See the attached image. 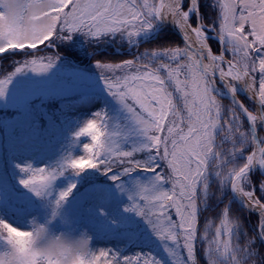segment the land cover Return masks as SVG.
<instances>
[{"label":"snow or ice","instance_id":"1","mask_svg":"<svg viewBox=\"0 0 264 264\" xmlns=\"http://www.w3.org/2000/svg\"><path fill=\"white\" fill-rule=\"evenodd\" d=\"M197 5L198 0H188L186 7L182 0H0V55L38 51V45L46 46L53 38L67 40L77 32L93 39L120 34L133 42L158 20L176 25L184 40L183 47L145 49L142 56L119 63L96 62L106 91L130 114L142 143L124 151L114 148L109 139L101 141L106 136L101 126L105 116L96 113L76 133L77 138H91V144L83 145L87 155L65 157L68 163L62 160L47 172L25 166L20 171L31 175L20 183L36 197L48 198L54 182L68 168L75 175L89 169H103L105 175L118 173L110 179L118 191L127 192L130 203L123 211L144 221L164 245L169 264H198L195 246L200 240L207 242L205 264H257L252 247L255 237L240 245L242 225L231 214L229 203L218 213L220 226L212 239H208V224L201 237L198 222L211 194L209 177L213 176L218 192L230 188L246 210L257 213V235L264 239V180L254 185L249 175L253 169L264 170V137L257 131L258 125H264V0H213L214 24L199 18L190 22V12L199 16ZM206 30L216 33L220 54L209 47ZM229 54L231 59L226 61ZM55 63V56L30 59L15 72L46 73ZM217 76L231 97L227 113L217 94ZM10 78L0 79V98ZM237 88L246 93L252 107L238 98ZM242 117L248 122L247 130ZM136 153H146L147 159H135ZM165 165L167 172L159 171ZM137 171L152 173V179L137 181L125 190L120 178ZM74 186L55 194L49 204L52 217ZM184 251L186 259L181 258ZM0 264L162 261L141 252L120 256L109 249L96 253L88 248L86 238L66 242L64 236L50 235L44 225L33 223L27 231L0 221Z\"/></svg>","mask_w":264,"mask_h":264},{"label":"rangeland","instance_id":"2","mask_svg":"<svg viewBox=\"0 0 264 264\" xmlns=\"http://www.w3.org/2000/svg\"><path fill=\"white\" fill-rule=\"evenodd\" d=\"M184 1L186 7L188 4V0ZM149 2L158 3V0H149ZM200 4L203 5L207 14L206 24H214V20L217 15V9L213 5V0H198L197 6H199ZM189 20L192 23L196 22L195 12H190ZM158 27L159 30L158 32H156V34L159 32H163L162 30L168 29L167 27L163 28L162 23H160L158 20L155 22L151 30L139 34L133 42H130L127 36H121L120 34L104 35L100 38L93 39L91 37H86L83 33L77 32L73 33L70 39H67V42H70L69 44L62 42L65 39L53 38L52 41H56L60 43V45H68L70 50L75 51L76 55L80 57L78 61L74 60V58L64 56L58 53L55 48V45H51L50 42L46 46L38 45V51L28 50L33 51L34 54L30 57H23L22 59L17 60L12 65H10L9 70H5L4 68L0 69V79H8L9 77H11L7 84L5 96L3 98H0V110L4 108H8L11 110L14 108L12 113L6 112L0 114V133L5 134L8 132L10 128L9 120L11 118L19 121L22 118L24 123H31L30 119L43 115L48 110L49 106H52L54 101H60V99L67 100L70 97H78V99L72 101L70 104L67 105L64 116L61 117L59 120V122L63 124V132H65V135H68L72 138L71 141L73 143V147H75L71 154V158H81L87 155L83 150V145L87 143L91 144V138L89 136H82L77 138L76 133L80 130L81 127L85 125L87 121L93 119L96 113H103L105 116L104 129L106 136L102 137L101 141L109 139L113 144L114 148H119L120 150L124 151L131 150L132 147L142 143L143 138L137 132L136 126L132 121L130 114L123 108V106L117 100L110 96L106 91L102 77L99 73V70H97L96 62H121L123 59H114V56H112L111 52H105L106 50L104 48V44H109L110 46H114V44H116V46H123L126 44L130 45L132 43H135V41L137 42L139 41V39L145 38L147 36L152 35L151 38H154V29ZM206 35L214 37L213 41L217 43V51H213V53L216 55L220 54L221 45L217 42L218 40L215 37L216 33L212 32L211 30H206ZM164 36L167 38V35ZM94 40H106L98 43H103V46H100L101 49L98 50H101L103 53H105L104 58L98 60L95 59L94 61H91L89 63H81V61L84 60L83 58L89 59L92 54L90 53V50H87V44L85 42L89 43V41L93 42ZM206 40L209 44V47L213 50V47H211L210 43L212 39ZM166 42L168 43V45L164 47H183V44H181L180 41L179 43H172V41L170 42V38H167ZM94 45L96 46L97 44ZM49 48L51 49L50 51L47 50ZM145 49L149 48L140 49L137 53H135V55L132 54L133 56L129 57L128 59L142 56ZM48 56H55L56 63L46 73L38 74L33 73L31 71H23L20 73L15 72V69L17 67L23 65L26 61L30 59H40L46 58ZM226 58L231 59V55H227ZM158 59H163V57H158ZM217 88L220 90L222 89V85L219 84L218 80ZM100 97L105 98V103L108 104L106 109L103 107ZM238 98L241 99L247 106L252 107L251 102L246 99L243 95L238 94ZM180 107H183L182 102L180 103ZM223 107L225 113H227L230 107L227 105ZM19 111H24L26 113V117L24 115H21ZM33 127L35 129L37 127V124H34ZM258 133L260 137H264L263 132L259 128ZM39 156L40 155H37V157L33 158V160L36 159V161L35 163L31 164L32 168H37L42 165V161L38 158ZM134 158L144 160L147 159V154L136 153ZM10 159L13 162L24 163L23 160L18 159L16 156H10ZM242 159V156L238 157V160ZM62 160L63 157H60L57 160V163L59 164ZM63 162L68 163L69 161L63 160ZM52 167H54V165H50L46 172L52 170ZM70 170V168L66 169L65 174L57 178V180L52 186V189L55 184L59 182L60 179H62L63 177H65L66 174H68ZM159 171L167 172L166 165L164 168H160ZM256 172L257 171L255 170L254 172L249 174L250 179L252 180V183L254 185L257 184H255L253 180V175ZM142 173L143 175L140 179L132 177V175H130L127 176V179L125 181L119 184L122 185L125 190H130L131 186L135 182L139 181L141 183H147L152 179V173ZM29 175H31V173ZM82 176L84 179H94L96 181H100L99 178H94L92 174L85 175L84 173L82 174ZM23 178H28V175H24L22 174V172H17L15 170H13V172H9V187L5 186L3 180L0 178V208H8L10 211L15 213L16 216L24 218L26 221V218H31L30 223H21L20 220H18L17 222L8 221L5 216L0 219L1 221L6 222L19 230L27 231L32 230L33 223L44 225L46 226L47 231L50 235L64 236L66 237V242L86 238L88 240V248L92 252L96 253H98L100 250L110 249L120 256H127L133 255L137 252H143L145 250L144 248H142L141 245H135L131 248H126V246L122 245H120V247H116V244L112 239L109 242H105L97 239L96 237L87 238L86 236L81 234L76 227V224L80 217V209L83 201V199L80 197L79 189H77L76 192L72 193V195H69L62 207L58 210L57 216L52 217L51 209L49 208L47 203V198H38L34 194L29 192L27 189H25L20 183V180ZM262 180L264 179L262 178ZM107 186L108 190L114 197H116L117 200H119V202H122L125 205H129L130 202L128 200L126 191H118L114 183L108 184ZM167 187H170V185H166V188ZM209 187V191L211 194L206 197L207 203L200 210L201 215L199 217L198 226L201 229L200 235L201 237H203L205 225H209L207 231L208 239L210 240L214 235L215 228L220 226V219L218 217V213L221 211L223 206L220 207L219 210L216 209L215 212H211L213 209L209 208L208 202H214V207L219 202H223L225 190L228 191L231 199H233V197L230 188L225 187L222 192H218V183H216L215 177L213 176L209 177ZM216 194H220L221 199H216ZM206 210L207 213L209 212V214L203 215L202 213ZM254 214L258 218L257 213L254 212ZM171 215L175 217L174 211L171 212ZM257 224L258 220L255 224H251L252 233L255 237L252 247L256 250L253 258L257 261V264H261L257 248L261 246V244L264 247V239H261L257 235ZM103 229L104 227L99 226L98 233ZM238 235V242L241 246L245 244L246 239L253 237L251 233H249L243 226L242 230L238 233ZM155 241L160 244L161 248H164L162 242L158 241L157 239ZM235 243L236 241L234 240L233 244ZM195 248H197L196 252H199L203 258L202 264H205L204 252L207 248V242L203 240L197 241ZM182 257L186 259V251L182 253Z\"/></svg>","mask_w":264,"mask_h":264},{"label":"trees","instance_id":"3","mask_svg":"<svg viewBox=\"0 0 264 264\" xmlns=\"http://www.w3.org/2000/svg\"><path fill=\"white\" fill-rule=\"evenodd\" d=\"M199 12L201 20H203L204 23H207V14L205 8L201 4L199 5ZM162 31L163 32L161 33H157L154 38L141 43L138 47H133L130 51L125 50L128 44L123 46H116V44H114V46H110L109 44H104V48L106 50L105 52H111L114 59L117 60L128 59L129 57L135 55V53H137L140 49H152L168 45L166 42L167 38H170V42L172 41V43H179V38L169 29ZM164 35H167V38ZM102 41L106 40H94L93 42L89 41V43L85 42L87 44V50H90V53L92 54L89 59L83 58L84 60H82L81 63H89L95 59L98 60L104 58L105 53L98 50L101 49L100 46H103V43L98 44ZM62 42L66 44L70 43L67 42V40H63ZM210 43L211 47H213V51H217V43L213 40ZM52 44L55 45L58 53L74 58V60L77 61L80 59V57L76 55L75 51L69 49L68 45H60V43L56 41H52ZM94 44L97 45L95 46ZM116 48H118L121 53L116 52ZM47 50L50 51V49ZM133 50L136 51L132 52ZM32 55V53L26 51H13L0 55V69L4 68L5 70H9L10 65L17 60H20L23 57H30ZM100 98L103 107L106 109L108 104L105 103V98ZM76 99H78V97H70L67 100L60 99V101H54L52 106L50 105L48 110L43 115L30 119L31 123H24L22 118L20 121L14 120L13 118L9 120L10 128L8 132L5 134L0 133V178L3 180L5 186H10L8 179L9 172H13V170L21 172V168L28 165L31 166V164L35 163L36 159L33 160V158L37 157V155H40L38 158L42 161V165L37 168H45V170H47L50 165L57 166V160L60 157H63V159L65 157H70L74 149L71 141L72 138L65 135V132H63V124L59 122V120L64 116L67 105ZM221 103L223 106L227 105L231 107L230 103L225 99H221ZM13 110L14 108L11 110L4 108L0 110V114L6 112L12 113ZM19 113L26 117V113L24 111H19ZM34 124H37L35 129L33 127ZM241 124L243 125V128L247 130L248 125L245 123L243 118H241ZM102 127L104 128V124ZM10 155H14L17 158L22 159L24 163L11 161L9 158ZM65 161L68 160L65 159ZM73 171L74 170L71 169L65 177L60 179L59 182L55 184L51 190L53 195L47 198L48 206L50 202L54 200L55 194L58 195L60 191L66 190L70 185H75L72 188L70 195L79 189L80 197L83 199L80 209V217L76 224L77 230L81 234L88 238L96 237L97 239L105 242H109L112 239L116 244V247H120V245H122L126 246V248H131L135 245H141L142 248L145 249L141 253L151 254L161 260L162 264H169V258L164 252V248H161L160 244L155 241L156 238L152 236L144 221L132 213H125L123 209L129 205L119 202V200H117L116 197H114L108 190L107 185L113 183L110 179L111 175L118 173L114 172L105 175L103 174V169H89L75 175L72 173ZM84 173L85 175L92 174L94 178H99L100 181H96L94 179H84L82 176ZM22 174L25 175L23 172ZM29 174L30 173H28V175ZM131 175L132 177L140 179L142 178L143 173L141 171H137ZM126 179L127 176L121 177L119 183L125 181ZM253 180L255 184H258L262 178L256 172L253 175ZM164 187L166 188V185H164ZM217 195H219L220 198V194H216L215 198L217 199ZM224 203H229L231 214L239 217L241 225L254 237L251 224H255L257 222V216L254 213L247 212L239 206L235 200L231 199L227 190H225L223 202H219L214 207V202L211 201L208 202V206L213 209L211 212H215V210H219ZM202 214L206 215L209 214V212L207 213L206 210ZM3 216H5L8 221L17 222L20 220L21 223L24 222L25 224H29L31 221V218L29 217L26 218V221L24 218L16 216L15 213L5 207L0 208V219H2ZM99 226L104 227V229L98 233ZM257 250L261 264H264L263 245L261 244ZM196 256L198 258V264H202L203 258L201 254L196 252ZM181 258L185 259L182 256Z\"/></svg>","mask_w":264,"mask_h":264},{"label":"bare ground","instance_id":"4","mask_svg":"<svg viewBox=\"0 0 264 264\" xmlns=\"http://www.w3.org/2000/svg\"><path fill=\"white\" fill-rule=\"evenodd\" d=\"M158 2H159V0H158ZM159 22L160 23H162L163 25H165V26H172L173 25V23H171L170 21H167V20H159ZM176 26V25H175ZM176 28H177V26H176ZM177 32L181 35V33H180V31H179V29L177 28ZM182 36V35H181ZM183 38V37H182ZM207 39V38H206ZM205 63H207V60H205L204 61ZM225 67H226V65H225ZM218 77V76H217ZM219 79V78H218ZM223 86V85H222ZM227 91V90H226ZM238 94H241V95H243L246 99H248V97H247V95H246V93L243 91V90H241V89H239V88H237V95ZM259 126L260 125H258L257 126V130H258V128H259ZM260 129V128H259ZM256 169H253L250 173H252V172H254ZM232 192V191H231ZM232 195H233V197L238 201V203H240L243 207H244V205H243V202L232 192ZM245 208V207H244ZM249 212H254V211H252V210H249ZM256 213V212H255Z\"/></svg>","mask_w":264,"mask_h":264},{"label":"water","instance_id":"5","mask_svg":"<svg viewBox=\"0 0 264 264\" xmlns=\"http://www.w3.org/2000/svg\"><path fill=\"white\" fill-rule=\"evenodd\" d=\"M171 30H172V32L174 34H176L180 38L181 43L184 44V40H183L182 36L177 32V28H176V26L174 24L171 26ZM217 94L220 97H222V98H227L228 100H231V97L227 93H221V92L218 91ZM262 126H263V129H264V125H262ZM258 169H259L260 174L264 177V170H261L260 168H258Z\"/></svg>","mask_w":264,"mask_h":264}]
</instances>
